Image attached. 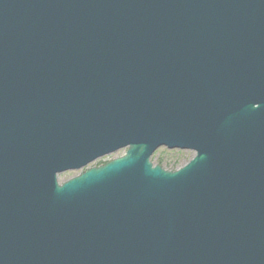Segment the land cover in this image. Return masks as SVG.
I'll use <instances>...</instances> for the list:
<instances>
[{"label":"water","instance_id":"95a60500","mask_svg":"<svg viewBox=\"0 0 264 264\" xmlns=\"http://www.w3.org/2000/svg\"><path fill=\"white\" fill-rule=\"evenodd\" d=\"M0 264H264V0H0Z\"/></svg>","mask_w":264,"mask_h":264},{"label":"rangeland","instance_id":"374dc122","mask_svg":"<svg viewBox=\"0 0 264 264\" xmlns=\"http://www.w3.org/2000/svg\"><path fill=\"white\" fill-rule=\"evenodd\" d=\"M125 150L119 151L118 153L114 154L113 156L105 157L101 160H98L90 165H88L87 168H93L97 167L98 165H101L103 163H106L107 161L118 158L124 154ZM194 156V152H187V151H181V150H168L167 148L160 147L156 152L152 155L150 162L156 166L160 165L163 169L167 171H173L175 169H178L180 166L187 163L190 159H192ZM86 168V169H87ZM85 169V168H84ZM79 172H66L62 173L58 176V182L61 184L68 179H71L75 176H77Z\"/></svg>","mask_w":264,"mask_h":264}]
</instances>
